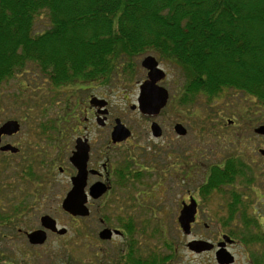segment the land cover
<instances>
[{
    "label": "flooded vegetation",
    "instance_id": "flooded-vegetation-1",
    "mask_svg": "<svg viewBox=\"0 0 264 264\" xmlns=\"http://www.w3.org/2000/svg\"><path fill=\"white\" fill-rule=\"evenodd\" d=\"M158 62L166 77L156 84L167 89L168 100L152 114L140 109L139 96L135 102L126 98L123 107L113 104L108 97L112 80L55 85L33 74L25 90L36 93L30 98L41 106L45 119L26 132L25 120L0 123V127L9 120L19 124L16 131L0 137V264H183L180 245L192 253L193 240L208 241L213 248L202 252H214L216 258L224 236L230 238L225 247L234 254L239 242L227 232H220L217 239L207 234V239L192 237L195 225L209 230L204 214L214 221L212 213L203 209L202 191L219 193L239 187L238 182L207 183L212 166L224 167L231 154L211 157L202 147L192 153L188 144L183 147L185 158H177L176 144L192 131L209 137V121L188 120L192 118L189 105L178 102L185 76L179 74L182 80L178 76L170 82V73ZM142 68L139 94L149 75ZM126 116L139 117L138 129L143 132ZM119 122L130 135L114 136ZM178 124L184 134L178 132ZM253 124L255 129L263 123ZM141 132L148 133L146 142ZM198 176L201 182L197 183ZM77 177L82 193L75 205L85 207L82 212L87 214L64 208ZM182 178L190 183H176ZM193 199L195 220L186 234L181 217ZM176 225L185 237L179 246Z\"/></svg>",
    "mask_w": 264,
    "mask_h": 264
},
{
    "label": "trees",
    "instance_id": "trees-1",
    "mask_svg": "<svg viewBox=\"0 0 264 264\" xmlns=\"http://www.w3.org/2000/svg\"><path fill=\"white\" fill-rule=\"evenodd\" d=\"M43 12L51 26L38 32ZM145 54L183 70L182 105L202 94L211 104L229 88L264 105V0H0V89L29 70L55 85L132 78ZM228 159L212 166L207 183L239 179L245 188L219 191L228 211L221 225L250 247L253 264H264V215L254 206L264 168L237 154ZM210 193L202 191L205 201Z\"/></svg>",
    "mask_w": 264,
    "mask_h": 264
},
{
    "label": "rangeland",
    "instance_id": "rangeland-1",
    "mask_svg": "<svg viewBox=\"0 0 264 264\" xmlns=\"http://www.w3.org/2000/svg\"><path fill=\"white\" fill-rule=\"evenodd\" d=\"M51 26L50 18L47 13L43 12L41 15L37 17L35 30L38 32H42L48 29ZM154 56L158 61H160L157 56L154 54H145L138 58V70L132 78H117L114 81H111V91L108 94L113 104L123 107L127 104L126 98L129 97V100L133 102L136 101L139 96V84L138 81L141 80L145 74L144 69L142 68V62L147 56ZM163 68L167 70L170 75V82L174 79H177L178 76L182 80L179 74H185L183 70H181L178 66H176L171 61H162ZM32 71L29 70L28 73H23L20 77H13L6 81L0 89V123L11 119L18 118L25 120L23 122V131L26 132L28 129L34 127H38L43 121L44 113L43 109L40 105H36L34 98L31 99L30 96L33 94L35 97L36 93H32L31 91H26L28 88V81L33 76ZM185 76V75H184ZM44 78H40L43 80ZM45 81V80H44ZM205 95H200V100H198L195 104L189 105L187 107V113L192 115V118H188V120H208V130H210L209 137L203 135L205 138V142H201L204 138L198 136L195 131H192L188 137L180 141L181 143L176 144V152L177 158H185L183 147L184 145H188V151L192 153L196 152L198 148L202 147L204 152L214 157L215 154L221 153L222 155L237 154L242 156L246 161H248L252 166L256 168H261L260 164L264 163V156H262L259 152L260 148H264V138L261 135L255 133L253 124L254 118L259 119V123L264 124V105L257 102V100L246 94L245 92L229 88L225 89L218 98H216L213 103H206ZM210 113V114H209ZM183 116V115H181ZM236 120L235 124H229L227 121L229 119ZM126 119L129 123L137 131H142L144 129H138V121L140 118L130 119L129 116H126ZM249 119V120H247ZM252 119V120H251ZM214 125V127H212ZM236 131V135H238V139L232 143L231 140H227L223 135L225 133H231ZM141 136L145 137L144 141L146 142V137L148 133H142ZM149 135H151L149 133ZM208 135V134H207ZM229 136V135H228ZM240 137L246 140V143L243 145L240 143ZM185 142V143H184ZM244 142V141H243ZM236 143V145H234ZM238 143V144H237ZM145 144V143H143ZM182 147L181 149H179ZM256 160V162H253ZM258 162V163H257ZM264 168V166H262ZM264 170V169H263ZM261 178L259 179L260 183H263L264 186V171ZM185 178L176 180L178 184H188L190 181H186ZM200 176H198V182H201ZM152 180V179H151ZM239 188H245L244 184L242 185L238 179ZM180 188V187H179ZM182 192L178 189L176 191L177 199L181 197ZM259 197L254 202V206L258 208V212L264 215V191L263 193L260 191ZM223 194L214 193L210 196L207 201L204 202L203 209L206 211H210L212 216H214V221L211 219L208 220L207 216L204 214L203 217L207 219V223L209 226V230L205 228V225H195L192 233V237L198 238L197 235H204L202 238L207 239L210 237L216 238L220 232H226L222 227V220L226 218L228 215V211L226 205L224 203V199L222 198ZM261 196H263L261 198ZM255 199V197H254ZM223 207V208H222ZM250 214H252V210H250ZM262 222L264 219L261 218ZM174 227V224H171ZM175 229V240L177 246L180 245L185 240L184 234L179 230L178 225H176ZM208 235L209 237L205 236ZM217 239V238H216ZM239 242V241H238ZM7 248L5 249V253H7ZM233 252L235 255L234 264H253L250 257V247H247L239 242L233 248ZM85 253V252H84ZM178 253L180 255L181 260H183V264H218L215 258V254L210 252H202L189 253L184 246L180 245L178 247Z\"/></svg>",
    "mask_w": 264,
    "mask_h": 264
},
{
    "label": "water",
    "instance_id": "water-1",
    "mask_svg": "<svg viewBox=\"0 0 264 264\" xmlns=\"http://www.w3.org/2000/svg\"><path fill=\"white\" fill-rule=\"evenodd\" d=\"M142 65L149 70V75L148 79L141 84L138 103L140 105V109L144 113H158L162 109V107L165 106L168 100V91L166 88L158 86L156 84V81L166 77V73L159 66V62L154 56L150 55L145 57L142 62ZM153 127H156V125L154 124ZM18 128V121L9 120L3 126L0 127V137L4 133L10 134L16 131ZM122 129H125L127 132L125 131L123 133ZM177 129L180 134L185 133V131L182 130L184 129L182 124H178ZM254 131L255 133L264 137V124L257 126ZM121 134H123L125 137L130 135V132L128 131V129L125 128L124 125L119 122L118 126L116 127L114 136H119ZM261 152L264 153V149H261ZM77 182L80 183L78 177L74 178V187L64 202V208L65 210L73 214H87V212H82L86 209L85 207L75 205V203L78 202V199L81 198L79 195L82 193V188H79V184L77 185ZM196 207L197 203L193 199L192 203L187 206L183 211L181 221L182 228L186 234L191 233L192 222H194L195 220ZM226 241H230V238L228 236H224V242L220 244V247L216 252V259L219 264H233L235 262L234 254H232V252L225 247ZM213 246L214 245L212 243L202 240H193L190 243V247L195 252L211 250Z\"/></svg>",
    "mask_w": 264,
    "mask_h": 264
}]
</instances>
